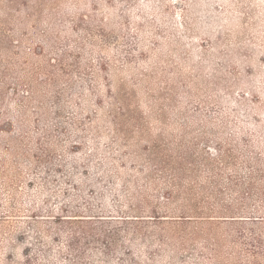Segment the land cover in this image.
Returning a JSON list of instances; mask_svg holds the SVG:
<instances>
[{
	"label": "rangeland",
	"instance_id": "1",
	"mask_svg": "<svg viewBox=\"0 0 264 264\" xmlns=\"http://www.w3.org/2000/svg\"><path fill=\"white\" fill-rule=\"evenodd\" d=\"M0 264H264V0H0Z\"/></svg>",
	"mask_w": 264,
	"mask_h": 264
},
{
	"label": "trees",
	"instance_id": "2",
	"mask_svg": "<svg viewBox=\"0 0 264 264\" xmlns=\"http://www.w3.org/2000/svg\"><path fill=\"white\" fill-rule=\"evenodd\" d=\"M96 219V220H95ZM129 218H127V220H123V221H129ZM65 221H69L67 223H80V224H89L92 223L91 221H114L111 220L110 218H101V217H93V216H86V217H80V216H67V218L65 219ZM94 229H90V228H81L80 233H81V237H83L84 239L87 237L88 234L93 233ZM76 237H72L71 241L74 240ZM75 242V241H74ZM74 243H70L71 246H73Z\"/></svg>",
	"mask_w": 264,
	"mask_h": 264
}]
</instances>
